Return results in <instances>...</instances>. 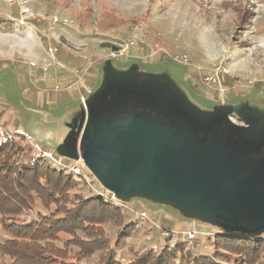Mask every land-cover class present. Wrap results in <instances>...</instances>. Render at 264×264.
Returning <instances> with one entry per match:
<instances>
[{"label":"rangeland","instance_id":"374dc122","mask_svg":"<svg viewBox=\"0 0 264 264\" xmlns=\"http://www.w3.org/2000/svg\"><path fill=\"white\" fill-rule=\"evenodd\" d=\"M130 41L134 44L126 54L113 56ZM183 55L189 63L175 59ZM108 59L118 69L136 64L147 73L169 75L204 109L247 101L264 110V0H0V143L20 142L26 164L60 161L63 167L56 168L78 182L71 197L98 196L118 207L101 229L121 263L150 248L156 255L165 248L173 251L180 242L184 250L169 264L212 255L219 228L141 199L112 202L82 162L57 153L82 117L84 98L100 83L84 90L95 69L87 62L98 61L101 76ZM71 64L81 68L77 84L64 78ZM219 65L231 72L222 78L224 92L203 83ZM51 211L38 202L22 219ZM130 224L131 236L120 239ZM8 237L0 221V242ZM69 239L60 234L55 247L74 260L80 250L74 243L65 246ZM105 254L96 252L81 263L99 264Z\"/></svg>","mask_w":264,"mask_h":264},{"label":"water","instance_id":"95a60500","mask_svg":"<svg viewBox=\"0 0 264 264\" xmlns=\"http://www.w3.org/2000/svg\"><path fill=\"white\" fill-rule=\"evenodd\" d=\"M139 87L154 88L174 103L173 125L142 113L164 101L137 92ZM84 103L57 153L82 162L117 201L145 200L227 235L262 238L264 160L256 169L245 162L263 145V109L247 101L204 109L169 75L147 73L136 64L118 69L111 59ZM221 114H235L248 127L226 137L215 125Z\"/></svg>","mask_w":264,"mask_h":264},{"label":"trees","instance_id":"16d2710c","mask_svg":"<svg viewBox=\"0 0 264 264\" xmlns=\"http://www.w3.org/2000/svg\"><path fill=\"white\" fill-rule=\"evenodd\" d=\"M25 155L26 149L16 139L7 138L0 143V221L9 236L0 242V264H82L84 257L96 252H106L99 264H123L101 229L112 219L111 214H118V207L98 196L71 197L70 191L78 183L74 177L46 162L26 164ZM38 202L51 209V215L22 219ZM133 231L131 224L127 225L120 239L129 238ZM60 234L70 238L65 246L74 243L79 248L74 260L65 256L64 249L55 247ZM212 243V255L200 254L191 264H264V238L220 232ZM115 246L120 244L116 242ZM182 250L181 242L173 251L165 248L160 255L150 248L126 264H169Z\"/></svg>","mask_w":264,"mask_h":264},{"label":"flooded vegetation","instance_id":"af4514ba","mask_svg":"<svg viewBox=\"0 0 264 264\" xmlns=\"http://www.w3.org/2000/svg\"><path fill=\"white\" fill-rule=\"evenodd\" d=\"M144 92L147 93L150 96V99L159 98V103L161 104V101L163 104H161V107H157L155 110L145 109L142 110V113L147 116H156L160 117L163 121L171 123L173 125V119H169V116H175L178 112L175 110V105L173 102L163 98L162 93L154 88H147V87H139L137 92ZM146 95V94H145ZM155 108V107H154ZM262 127H264V118ZM217 129L219 132L223 133L224 136H236L237 131L240 127H248L243 119L239 118L237 115H223L221 114L219 118L216 121ZM242 142V141H241ZM243 143V142H242ZM260 160H264V142L260 149L259 154H254L252 157L248 159V162H245V164L252 169H256L259 167Z\"/></svg>","mask_w":264,"mask_h":264},{"label":"built area","instance_id":"2783aa9c","mask_svg":"<svg viewBox=\"0 0 264 264\" xmlns=\"http://www.w3.org/2000/svg\"><path fill=\"white\" fill-rule=\"evenodd\" d=\"M133 44H134L133 41L128 42L121 49H118L116 51V54L113 55V56L114 57L115 56H118V55L119 56H122V55L126 54V52L128 51V49L130 48V46H132ZM175 59L176 60H179V61H182L184 63H189L188 57L187 56H184V55L181 56V57L176 56ZM230 74H231V72H230V70L227 67H225L223 65H219V66L214 67L212 69L211 73L203 78V83L206 86H214V87H216V89L218 91L224 92L225 90H224L222 78H225V77L229 76ZM57 88H59V87H57ZM44 156L48 157V155H44ZM55 164H56L55 166H61V168L63 167V165L61 164L60 161L55 162ZM66 170L75 171L74 168L73 169L67 168ZM77 175H79V174H77ZM73 176H74V174H73ZM110 195H111V201L112 202L120 203L119 201H117L114 198V196L112 194H110ZM105 201L108 203L107 200H105Z\"/></svg>","mask_w":264,"mask_h":264},{"label":"crops","instance_id":"0c3cea01","mask_svg":"<svg viewBox=\"0 0 264 264\" xmlns=\"http://www.w3.org/2000/svg\"><path fill=\"white\" fill-rule=\"evenodd\" d=\"M7 33H5V35H6ZM9 35H12L11 33H8ZM14 35V34H13ZM62 39H64V38H62ZM64 43H67V40H65L64 39V41H63ZM83 44L84 45H86L85 43H83V42H81V44H80V46H83ZM85 60H86V57H85ZM47 61V60H46ZM100 61V60H99ZM44 65H46V64H44ZM48 65H50V64H48ZM87 65H89L90 67H92V68H95V69H93L92 71H91V69H90V71H91V76L89 77V79L86 81V84H85V88H84V90L86 89V91H91V89L94 87V86H96L98 83H99V81H100V79H99V77H100V73L98 72V69H97V65H98V61H92V62H87ZM97 69V70H96ZM80 72H81V68H80V66H77V67H74L73 68V65L71 64V66L69 67V70L67 71V73H63V74H65V76H64V78H68V79H71L73 82H74V84H77L78 83V80H81V78H79L78 79V76H79V74H80ZM89 72V71H88ZM70 80V81H71ZM41 81H44L43 79L41 80Z\"/></svg>","mask_w":264,"mask_h":264}]
</instances>
